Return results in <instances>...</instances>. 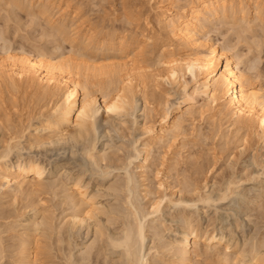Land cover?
<instances>
[{
    "label": "rangeland",
    "instance_id": "1",
    "mask_svg": "<svg viewBox=\"0 0 264 264\" xmlns=\"http://www.w3.org/2000/svg\"><path fill=\"white\" fill-rule=\"evenodd\" d=\"M185 1L51 0L55 4L41 18L42 2L0 0V66L7 64L9 51L79 67L83 76L87 74L80 80L88 82L89 93L100 101L101 84L109 77L91 79L90 74L96 68L116 70L126 59L106 51L107 46L96 51L77 40L72 44L70 34L56 36L52 27L58 23V12L67 4L71 11L77 9V24L66 22L70 33L82 27L80 33L85 34L92 28L97 41L103 34L115 35L133 39L144 50L137 59L140 92L130 88L129 108L121 114L101 110L89 122L93 127L80 131L68 126L61 136L45 129L59 97L41 96L25 84L13 87L0 74V264H132L125 249L112 243L134 228L136 217L144 240L143 245L133 240L134 252L143 264H178L179 240L188 226L198 231V238H189L186 264H248L252 256L258 258L255 264H264V139L255 130L236 131L214 112L200 116L197 109L207 101H184L179 86L158 77L164 75L157 65L162 47L178 48L172 58L191 52L175 46L157 21L159 7L177 11ZM249 12L246 22L253 25L254 34L238 38L236 14V24L213 22L203 38L248 59L240 67L249 69L252 86L264 95V29ZM135 52L131 46L125 55L133 59ZM180 77L190 92V76ZM173 119L180 120L181 128L167 139L155 140L148 131L156 132ZM145 146L143 162L133 159ZM87 150L93 158L87 157ZM29 160L41 165L44 175L39 180L28 175L21 186L8 189L3 169L8 167L7 175L15 178L16 165ZM127 176L132 180L129 186ZM223 195L226 198L220 200ZM204 198L206 203L201 202ZM158 204L160 211L152 214Z\"/></svg>",
    "mask_w": 264,
    "mask_h": 264
},
{
    "label": "bare ground",
    "instance_id": "2",
    "mask_svg": "<svg viewBox=\"0 0 264 264\" xmlns=\"http://www.w3.org/2000/svg\"><path fill=\"white\" fill-rule=\"evenodd\" d=\"M36 1L43 3L39 8L37 7L41 18L47 17L51 11V7L55 3L52 4L51 0H46L45 3L44 0ZM169 1L172 3L174 0ZM159 10L157 21L161 29L173 38L175 46H183L191 51L186 56L180 54L179 57L172 58L176 47L173 45L162 47L159 50L160 55L159 59L157 58V65L162 68L164 75L160 76L158 74L159 79H165L170 84L179 86L184 94V101H190L196 97L207 101V104H202L197 109L200 116L207 111L214 112L227 118L229 125L236 131L245 130L252 132L255 130L254 132H259L264 139V95L252 86L251 78L248 75L249 69L247 68L248 70L245 71L240 67L244 61L249 62L248 59L243 58L245 59L243 60L237 53L228 54V48L215 46L203 38L206 27L211 26L213 22L219 20H231L230 22H232V20L234 21L238 17H235L236 14L239 15V20L237 19L239 21V28L237 29L239 34L236 33V35L254 34L252 32L253 25L250 22L247 23L248 21L246 22L248 19L246 17L250 13V10L253 21L258 22L259 27L264 29V0H237V2L234 0H187L183 7H180L177 11H174L175 9H171V7H159ZM77 15V9L71 11L69 4L65 5V8L57 14L56 20H58V23L52 27L55 35L61 37L70 34L69 42L72 44L77 40L84 44L85 48L91 47L92 50L95 49L96 51L103 50L107 46L106 51H112L115 54L118 53L122 57L124 56L122 58L123 60L126 59L116 70L103 72L96 70V68L93 73L91 72L92 74L89 73L92 76L91 79L94 77L99 78L105 74L109 77L107 84H104V86L101 84L99 90L101 101L89 93L87 89L88 82L86 80H80V76H83V74L80 73L81 69H79L80 71L78 70L79 67L70 68L68 64H60L61 61L58 63L52 58L38 59L28 52H23L19 56H16L14 54L12 55L9 51H6L7 64L0 66V74L7 76L8 82L11 81V86L17 87V85L25 84L36 88V91L41 96L59 97L58 102L54 104L55 106L52 108V112L49 113L46 119L47 126L45 128L53 132L55 136H61V129L72 125H75L80 131L93 127L94 123L89 124V122L91 120L93 121L101 110L112 114L125 112L129 106L130 88L135 86L138 90L141 86V80L136 72L140 68L137 66V59L143 57V47L139 43L135 44L136 42L133 39L127 40L125 37L118 38L115 35L108 34H103L101 36L102 39L97 41V38L93 35L92 28H89L85 34L80 33L81 29L84 28L81 27L79 30L75 29L71 35L72 32H68L66 28V22L69 21L74 24L75 21L76 25L78 22ZM230 22L228 24H231ZM234 23L236 24L235 21ZM246 23L249 26H245ZM239 24L244 25L241 27ZM239 41L238 39V43ZM257 41L254 40L253 42L256 47H259L257 46ZM131 46H135L136 52L133 54V59H128L129 56H126L125 53H129ZM250 47L252 48V46ZM4 62L6 63V61ZM85 70L88 69L86 68ZM84 73L86 74L87 72L84 71ZM180 74L182 76H190L191 82L194 85L190 92L187 90L186 84H181ZM86 75L84 76L87 77ZM178 103L180 104L181 102ZM187 112L190 111L188 110ZM180 123L179 119H173L169 122H163L156 132H151L150 129L148 131L153 134L155 140H163L169 137V133L179 132L181 128ZM145 151L146 146L143 151L136 150V156H134L136 158L133 159H141L143 162L142 152ZM86 155L88 158H93L92 150H87ZM5 157L7 158L8 155ZM137 168L141 170L140 165ZM43 169L36 161H21L16 165L15 174L17 176L15 178H9L7 175L9 168L6 167L3 169L4 176L2 179L5 181V186L8 189L13 186L19 187L24 183L28 175H31L34 180H39L38 178L44 175ZM127 177L126 186H129L132 180L129 176ZM20 178L22 182L19 180ZM28 184L31 185L32 183ZM229 186L230 183L225 187L227 192L230 191ZM129 192L131 194V190ZM224 196L220 200H224L226 198ZM201 202L206 203L207 198L202 199ZM159 208V204L158 206H154L152 214L159 212ZM86 216L90 218L89 215L86 214ZM81 218L83 219V217ZM136 218L134 228L127 230L123 238L117 243L113 242L112 245L114 248L123 247L127 258L132 261V264H143L136 256L139 252H134V246L137 245V242L135 244L133 240L137 238L141 241L140 245H143L144 240V228L139 218L137 220ZM77 222L81 223L82 220H78ZM197 232L196 229L189 228V226L187 229H183L179 240L181 249L178 253V264H186L189 260V238L192 237L193 241H195L198 238ZM221 240L220 238L219 241ZM23 250L25 249L23 248ZM33 257V253H29L28 258L32 260ZM249 261L248 264H255L258 258L252 256Z\"/></svg>",
    "mask_w": 264,
    "mask_h": 264
}]
</instances>
